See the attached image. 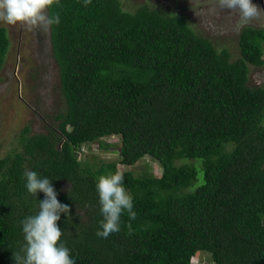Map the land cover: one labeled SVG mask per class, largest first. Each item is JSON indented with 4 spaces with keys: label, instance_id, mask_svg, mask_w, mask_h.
Returning <instances> with one entry per match:
<instances>
[{
    "label": "trees",
    "instance_id": "obj_1",
    "mask_svg": "<svg viewBox=\"0 0 264 264\" xmlns=\"http://www.w3.org/2000/svg\"><path fill=\"white\" fill-rule=\"evenodd\" d=\"M46 15L59 17L48 29L63 104L0 157V264L24 255L22 221L45 199L27 191L25 171L70 207L58 226L75 264H191L199 252L264 264V86L248 82V65L264 64V26L241 27L234 57L182 14L148 4L59 0ZM9 46L0 26V70ZM114 136L118 162L80 159L78 149ZM145 156L160 176L121 172L135 218L124 211L119 231L98 237V178Z\"/></svg>",
    "mask_w": 264,
    "mask_h": 264
},
{
    "label": "rangeland",
    "instance_id": "obj_2",
    "mask_svg": "<svg viewBox=\"0 0 264 264\" xmlns=\"http://www.w3.org/2000/svg\"><path fill=\"white\" fill-rule=\"evenodd\" d=\"M119 1L127 11H133L140 4H148L164 11L180 13L198 33L210 36L219 46L227 47L234 57L238 56L236 40L241 27L264 26V12L241 21L236 13L221 10L219 0ZM252 3L264 9V0H252ZM0 26L7 29L10 38L7 58L0 70V157H3L16 146L24 126L28 125L31 133L43 132L44 119L48 120L63 103L56 64L51 56L48 27L37 25L29 28L3 21H0ZM248 67L249 84L264 86V64L260 67L249 64ZM100 143L103 147H100ZM119 146L120 141L114 136L84 145L77 153L82 161L118 162ZM185 162L200 169L199 160ZM117 167L120 173L131 171L135 176L161 174L159 165L155 161L150 163L146 156L134 165L119 164ZM65 186L62 185V188ZM80 213L83 214V211ZM191 264H213V261L209 253L202 252L200 255L199 252L191 259Z\"/></svg>",
    "mask_w": 264,
    "mask_h": 264
},
{
    "label": "clouds",
    "instance_id": "obj_3",
    "mask_svg": "<svg viewBox=\"0 0 264 264\" xmlns=\"http://www.w3.org/2000/svg\"><path fill=\"white\" fill-rule=\"evenodd\" d=\"M59 0H0V21L9 25L21 24L29 28L43 26L45 28L59 23V17L50 18L47 9ZM91 0H86V4ZM221 10L236 13L241 21L258 16L264 9L253 4L252 0H219ZM26 189L32 196L44 193L40 200V211L22 221L25 245L24 255L13 254L15 264H75L70 251L60 243L63 232L58 226L61 214L70 215L71 209L61 204L52 182L40 178L35 171H25ZM99 195L100 211L103 220L96 235L108 238L119 231L120 217L127 211L135 218L132 197L124 187L123 175L117 171L110 175H101L96 184Z\"/></svg>",
    "mask_w": 264,
    "mask_h": 264
}]
</instances>
